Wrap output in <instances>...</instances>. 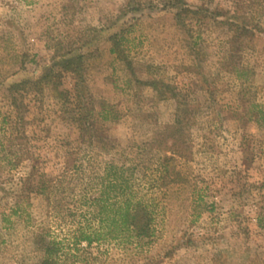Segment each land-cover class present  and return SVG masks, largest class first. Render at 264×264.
<instances>
[{
  "label": "rangeland",
  "instance_id": "rangeland-1",
  "mask_svg": "<svg viewBox=\"0 0 264 264\" xmlns=\"http://www.w3.org/2000/svg\"><path fill=\"white\" fill-rule=\"evenodd\" d=\"M140 157L183 181L152 241L87 264H264V0H0V264H39L42 226L67 233L39 196L11 214L21 181Z\"/></svg>",
  "mask_w": 264,
  "mask_h": 264
},
{
  "label": "trees",
  "instance_id": "trees-1",
  "mask_svg": "<svg viewBox=\"0 0 264 264\" xmlns=\"http://www.w3.org/2000/svg\"><path fill=\"white\" fill-rule=\"evenodd\" d=\"M182 13L198 15L187 6ZM62 64L63 69L74 73L83 68L82 61L77 66L71 60ZM55 95L62 97V92L56 91ZM188 111L185 112L190 117ZM79 129L86 130L83 125ZM80 145L92 148L98 147L99 143L89 136ZM78 161L81 159L74 160L71 168L58 176L42 174L32 189L25 188L21 181L15 193L17 201L10 210L12 215L25 212L28 200L35 195L43 198L50 213L67 227L66 235L61 237L44 226L37 230L34 245L41 254L39 264H87L88 260L82 258L81 253L107 248L111 244L141 247L152 241L159 207L156 197L163 195L171 185L183 181L172 157L156 159L154 169L149 171L143 157L128 167L107 163L101 173H96L93 168L84 169L81 163L75 164ZM79 182L81 196L78 200L74 194ZM7 218L4 214L2 221L8 222ZM255 221L264 231L263 209L256 211Z\"/></svg>",
  "mask_w": 264,
  "mask_h": 264
}]
</instances>
